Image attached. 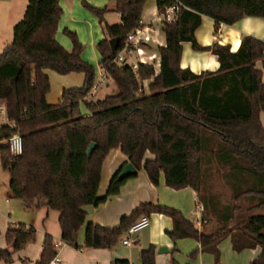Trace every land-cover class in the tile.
I'll use <instances>...</instances> for the list:
<instances>
[{
  "label": "trees",
  "instance_id": "16d2710c",
  "mask_svg": "<svg viewBox=\"0 0 264 264\" xmlns=\"http://www.w3.org/2000/svg\"><path fill=\"white\" fill-rule=\"evenodd\" d=\"M59 1L27 0L23 17L13 26L11 42L0 53V168L9 173L13 198L28 210L57 211L61 241L75 249H80L77 233L84 226L83 247L111 249L142 216L158 213L171 217L169 236L174 241L194 239L203 251L217 256V242L229 237L237 252L260 247L251 264H264V128L260 122L264 82L255 67L261 60L264 69V42L243 36L238 51L232 52L217 42L201 47L194 35L201 16L228 25L243 17L264 19V0H155L158 15L175 3L180 5L176 20L162 26L166 43L157 49L158 74L154 64L138 63L133 69L114 61L127 33L142 27L146 0H113L121 16V23L114 25L104 22L109 9L83 3L102 24L99 65L117 88V93L96 102L85 99L95 71L82 60L79 39L64 30L72 42L68 51L54 38L62 12ZM111 38L119 39L115 51L109 46ZM183 42L217 55L220 68L200 74L180 68ZM47 70L62 76L81 73L83 83L79 88H64L58 102L49 103ZM149 79L145 92L143 82ZM80 103L87 114L81 112ZM14 134L20 136L22 148L11 154L8 140ZM91 144L94 149L88 156ZM117 148L154 185H159L163 174L171 189L191 188L203 205L202 227L197 229L173 208L151 202L121 217L113 228L87 221L84 207H97L116 196L126 180L117 179L118 170L105 195L98 196L103 162ZM148 152L153 158L146 160ZM212 160L223 170L231 191L230 204L222 209L203 184L205 166ZM5 236L6 247L0 249L3 263L35 240V230L24 224L9 225ZM41 251L36 264H48L55 254L51 236H44ZM155 254L153 245L142 250L140 264H154Z\"/></svg>",
  "mask_w": 264,
  "mask_h": 264
},
{
  "label": "crops",
  "instance_id": "0c3cea01",
  "mask_svg": "<svg viewBox=\"0 0 264 264\" xmlns=\"http://www.w3.org/2000/svg\"><path fill=\"white\" fill-rule=\"evenodd\" d=\"M83 2L99 9H109L110 11L104 16V22L108 25L121 23V16L114 10L115 5L111 0H60L58 5L62 12L54 38L61 47L70 51L72 42L65 35L64 30L67 29L73 32L83 45L80 53L82 60L90 65H96L101 71L99 65L101 54L97 49V43L104 39L102 24L97 16L91 14L82 6ZM144 4L140 19L141 28L146 30L144 35H147L150 40L146 44L140 45L142 61H140L137 53H133L125 56L123 63L126 65L152 63L156 74H158L160 57L157 49L160 46H165L166 37L162 31L163 23L158 20L159 15L155 0H146ZM26 5L27 0H0V53L4 46L11 42L13 26L23 17ZM201 19L200 25L194 31L195 40L201 47H208L217 42L222 46H228L232 52H237L243 36H252L264 42V19L261 17H243L232 25L217 24L214 19L206 16H201ZM181 52L180 68L189 69L192 73L216 72L220 68L217 55L211 51L195 50L191 43L183 42ZM255 67L261 71V80L264 82L262 61L258 60L255 63ZM48 75L50 80L49 72ZM108 80L111 79L106 76L102 85L109 89L116 87L113 80H111V85ZM62 81L63 89L64 87H80L83 83V77L81 73L66 74L63 75ZM151 82L152 79L145 80L144 87L147 85L146 87L148 88V84ZM63 89L58 91L56 101L52 102V104L58 102ZM1 121L5 122L4 113H1ZM260 122L264 128L263 112L260 113ZM152 158L153 155L148 152L145 159ZM126 163H128L127 157L123 155L119 148L111 150L102 165L103 171L98 196L105 195L110 179ZM3 179H5V182L0 186V195L6 204H11L8 197H13L9 187V180L7 182V178L4 176ZM148 202L173 208L182 213L197 229L202 227V208H199L198 198H196V194L191 188L171 189L164 182L163 174L159 177V185H154L149 181L144 170H140L136 175L127 178L116 196L108 197L104 203L97 207L87 205L84 208L87 213V221L99 226L113 228L119 224L121 217L129 215L139 205ZM37 214L41 218L44 213L39 210ZM46 216H48V213H46ZM2 217H4V214H2ZM56 217L58 218L57 214ZM148 218V227L141 230L136 235V242L128 247L122 244V239L127 232L111 249L83 247L85 226L82 227L77 233V244L80 249H75L70 245L60 249L62 264H113L114 261L118 260H126L128 264H140L139 256L141 251L148 249L150 245L156 248L154 264H251L252 260L261 253L260 247L247 248L237 252L233 249L230 238L225 237L217 242V256H214L211 252L203 251L200 243L194 239L172 240L169 236V232H171L173 227L171 217L150 213ZM35 223H37V219H34L29 224L23 222L14 223L9 216L2 219V222L0 220V249L6 246L5 232L9 225L24 224L35 230ZM43 227L44 233L42 234L40 245L34 251L30 250L28 252L34 258L33 264H36L39 260L42 252V241L44 236L49 233L46 224L43 223ZM161 248H166V252L159 253ZM23 251L21 250V252ZM193 253L197 254L192 257ZM22 260L26 261L27 258Z\"/></svg>",
  "mask_w": 264,
  "mask_h": 264
},
{
  "label": "rangeland",
  "instance_id": "374dc122",
  "mask_svg": "<svg viewBox=\"0 0 264 264\" xmlns=\"http://www.w3.org/2000/svg\"><path fill=\"white\" fill-rule=\"evenodd\" d=\"M83 3H82V6H83ZM91 66L93 67V70L95 71L94 79L96 81L101 71L99 67H96V65L95 66L91 65ZM48 72L50 74V80H49L50 81V91L47 96V101L54 103V101H56L58 91L60 89H63L62 88L63 87L62 86L63 76L55 72H52V71H48ZM81 75L84 78L83 74ZM108 83L111 85L112 81L108 80ZM143 84H145V82H143ZM146 86L144 87L145 92L148 91V88ZM64 88H69V87H64ZM72 88H79V87H72ZM115 93H117L116 87H114L113 89H109L105 87V85H100V89H98L95 95L91 97L90 99L93 102H96V100H101L106 96H112ZM80 109L83 114H87L86 113L87 110L84 104L80 103ZM0 145H2L1 141H0ZM206 165L207 166H205L204 177H203V181H204L203 184L205 187V191L207 192V194H209V197L211 198L214 197L218 201L220 209L224 208L227 205L229 206L232 196H231L229 184L227 180L223 178V173H224L223 170L221 168L219 169L213 160L212 162ZM3 176L7 178L6 179L7 182L8 180H10L9 173L0 168V186L3 185V183L5 182V179H3ZM8 198L10 199L11 204H6L4 200H2L3 197L0 195V220L1 222H2V219H5L6 217L8 218V216L10 217V220L14 223L23 222V223L29 224L34 219H37V223H35V226H34L35 240L21 247L19 251L14 252L12 254V259L10 262H7V263L0 262V264H33L32 261L34 258L32 257V255H29L28 252L30 250L34 251L35 248H37L40 245V242L43 236L42 234L44 233L43 223L46 224V228L49 231L48 235L53 238V242L61 240V234H60V229L58 225V218L56 217V214L58 215V212L52 209L48 210L45 208L35 209V210H28L26 208L24 209L25 205L24 203H22L20 199L11 198V196ZM198 202L200 204L199 208L200 209L203 208V205L201 204L199 199H198ZM247 204H248L247 202L243 203L242 207L245 208ZM39 210L42 211V213H44L43 217L41 218L37 214ZM256 212L262 213L261 211H256ZM46 213H48V216H46ZM2 214H4V217H2ZM212 225L215 226V223ZM53 233L57 234L58 236L57 235L55 236ZM5 247L6 246H4L3 248ZM21 250H24V251L21 252ZM23 258H27V260L23 261L22 260Z\"/></svg>",
  "mask_w": 264,
  "mask_h": 264
},
{
  "label": "built area",
  "instance_id": "2783aa9c",
  "mask_svg": "<svg viewBox=\"0 0 264 264\" xmlns=\"http://www.w3.org/2000/svg\"><path fill=\"white\" fill-rule=\"evenodd\" d=\"M179 3H175V5L170 6L165 10L164 13L159 14V19L162 23L165 21L168 22H174L177 16V13L179 11ZM144 32H146L145 29L142 28H136L133 31H130L127 33V38L124 43L123 48L117 53V56L115 57L114 61L116 63H123L125 60V56H128L133 53H137V55L140 58V61H142V49L140 45L146 44L149 42L150 38L147 35H144ZM152 64V63H151ZM133 69L137 67V64H128ZM106 79L105 71L101 69V73L99 77L96 79L94 84L92 85V89L90 93L85 97V99H90L95 95L97 90L100 88V85L104 83ZM22 148V141L18 134H14L10 137L8 140V150L11 154H15L19 152ZM149 225V218L148 216H142L139 220H137L133 225L128 228L126 231V236L122 239V244L124 246H131L136 242V235L143 229L147 228ZM66 246V244L63 241H54L53 242V249L55 251V254L52 256V259L48 262V264H62V258L60 255V249ZM96 264V263H92Z\"/></svg>",
  "mask_w": 264,
  "mask_h": 264
},
{
  "label": "water",
  "instance_id": "95a60500",
  "mask_svg": "<svg viewBox=\"0 0 264 264\" xmlns=\"http://www.w3.org/2000/svg\"><path fill=\"white\" fill-rule=\"evenodd\" d=\"M118 43H119L118 38H111V40H109L110 49L112 51H115L117 49ZM93 149H94V144H91L90 147L88 148V150L86 151L88 156L92 155ZM137 172H138V170L132 165V163H126L125 165L122 166V168H121V170L117 176V179L118 180L127 179L131 176L136 175ZM166 250H167L166 248H161L159 250V253L166 252Z\"/></svg>",
  "mask_w": 264,
  "mask_h": 264
}]
</instances>
